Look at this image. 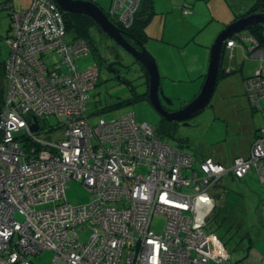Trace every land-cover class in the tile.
Here are the masks:
<instances>
[{"label": "built area", "instance_id": "obj_1", "mask_svg": "<svg viewBox=\"0 0 264 264\" xmlns=\"http://www.w3.org/2000/svg\"><path fill=\"white\" fill-rule=\"evenodd\" d=\"M109 1L108 19L129 29L141 0ZM1 9L12 34L0 99V264H34L47 250L57 264H232L221 240L204 228L216 203L210 191L223 176L253 172L264 191V45L252 39L245 56L261 64L243 80L263 127L248 156L225 167L211 158L196 162L132 114L91 125L86 101L98 70L77 66L90 50L82 40H65L62 11L51 0H31L20 12L9 1ZM234 44L230 39L225 46ZM50 53L65 70L46 65ZM50 116L54 128L44 123ZM69 181L83 185L92 202L68 204ZM154 215L166 218L162 235L151 229ZM85 229L90 234L82 242Z\"/></svg>", "mask_w": 264, "mask_h": 264}, {"label": "rangeland", "instance_id": "obj_2", "mask_svg": "<svg viewBox=\"0 0 264 264\" xmlns=\"http://www.w3.org/2000/svg\"><path fill=\"white\" fill-rule=\"evenodd\" d=\"M246 1L250 5L255 2V0ZM12 3L13 9L20 12L29 7L31 0H12ZM233 3L236 5L239 2L235 0ZM5 4V0H0V63L7 58L9 50L6 40L12 34L8 12L1 9ZM95 4L105 13L110 10L109 0H95ZM172 19L170 35L176 36L181 31L186 37L192 38L193 44H202L204 40L207 44L208 55L217 35L224 29L222 28L214 34L215 28L218 30L221 25L211 22L203 31L196 34L197 28L206 22L198 19L197 24L199 25L195 29V34L188 35L186 26L189 24L190 17L185 18L180 10L179 13L172 16ZM218 22L220 21L218 20ZM157 25L158 19L157 23L154 22L149 27L147 34L151 40H147L144 45L155 60L157 59L151 52L157 48L163 50V46L158 43L160 34ZM212 29H215L213 36L211 38L210 36L204 37ZM89 31L92 39L88 43L90 52L80 57L76 64L82 70L90 67L98 69V83L86 101L87 115L91 125H95L100 120L108 122L133 114L137 123H145L153 128L156 137L163 143L189 151L195 158L210 156L215 160L224 161L227 158L246 157V154H242L251 145L258 130L263 127V116L260 111H256L250 106L242 86L241 72L247 77L253 76L261 64L259 59H247L245 52L242 55L240 37L245 35V31L234 36L236 56L234 55L232 59L225 51L222 57V67L233 66L236 71L229 76L218 78L209 105L197 117L190 120L188 127L176 126L171 122L164 121L147 100L136 101V95H143L147 91L144 84V72L139 64L93 25L89 27ZM250 48L251 45L247 50ZM184 49L183 46H179L177 51L180 56L185 51L186 59L190 57L191 60V57L195 56L194 51L192 49L188 51V48ZM157 53L154 51V54ZM175 57L179 59L178 55H174V60ZM46 60V65L50 66L51 63H56L61 66L62 70H65L58 55L52 54L50 60L48 57ZM102 62L114 64L116 72H109ZM179 65L180 63L177 68H182ZM241 67L242 71H240ZM159 73H161L160 83L164 96L173 101L174 105L170 107L173 111L179 110L181 105L188 104L199 93V90L196 92L198 85L193 80L165 77L163 69ZM1 80L3 84L0 85V94L5 88L0 71ZM131 99L130 103L105 112L101 111V108ZM260 108L264 110V102L260 104ZM44 123L52 128L58 125L53 116L45 119ZM231 163L224 166L229 167ZM210 192L213 198L217 199L215 208L206 222L205 232L216 234L230 254L232 263L262 264L261 261L253 258L254 252H258L264 259V191L255 176L251 173L243 179H233L230 175H225ZM65 199L68 204L77 207L90 204L94 196L79 182L69 181L66 184ZM165 224L166 218L163 216L154 215L151 218V229L158 235L163 234ZM89 234L90 230L85 229L80 234L79 240L86 242ZM248 239L255 245L253 252L250 253L246 249ZM31 260L34 264H57L53 262V254L48 250ZM208 264L214 263L209 262Z\"/></svg>", "mask_w": 264, "mask_h": 264}, {"label": "crops", "instance_id": "obj_3", "mask_svg": "<svg viewBox=\"0 0 264 264\" xmlns=\"http://www.w3.org/2000/svg\"><path fill=\"white\" fill-rule=\"evenodd\" d=\"M233 1L235 0H150L151 3V10H150V14L151 17L149 19L148 24L145 27V33L148 37V32H149V27L151 26L152 23L156 22L157 23V19H158V32L160 34V37H158V43L161 44L163 47L162 49L157 48V50H153L151 53L155 56V58L157 59V66L159 68V71L161 72V69H163L164 73H165V77H170L171 79H175L176 77L178 79H182V80H193L198 86L196 87V92H198V90L200 91L202 82H203V78L205 77L206 74V70H207V65H208V60H209V55L207 53V47H206V42H204V40L202 41V44H193L192 43V38H190V36L186 37V35L184 34V32L179 31L176 36H171L170 35V31H171V21L172 16L175 13H179V11L187 6L188 9L190 10V14L188 13L187 15H184L183 12V16L185 18H189V24H187V28L186 31L188 33V35H194L195 34V29L196 27L199 25L197 24V22H199L198 19H202L205 24H203V26H199L196 30V34L200 33L201 31H203L207 25H210L211 22L214 23H218L221 25L220 28H215L216 32L220 31L222 28H225L227 25H229L230 23H232L233 21L239 19L240 17H243L242 15L246 14L256 3L258 0H255V2L253 4L250 5V3H247L248 1L244 0L241 2V0H237L236 5L233 3ZM149 5H147V10L149 11ZM180 7V8H179ZM15 11V10H14ZM170 17V19L168 20V18ZM218 20L221 22H218ZM168 21V22H167ZM203 27V28H201ZM215 29L210 30L204 37H209L211 38V36H213V31H215ZM245 35L241 36L243 38H240V41L242 42V55H244V52L246 53L247 48L252 45L250 38H253L251 36V33L249 30L245 31ZM264 33V32H263ZM237 39H239V37H236ZM166 39V40H165ZM148 40H151L150 38H148ZM234 40V46L231 49L225 48L224 52H228L230 57L232 58L234 55L236 56V42L235 39ZM169 41V42H166ZM146 44V43H145ZM179 46H183V48H188L187 50H193L195 56L191 57L192 59L190 60V57L188 59H186L185 54L183 51L181 56L177 51V48ZM146 47L148 48L149 46L146 45ZM150 49V47L148 48ZM184 49V50H185ZM161 50V51H160ZM155 52H158L157 54H154ZM161 52V53H159ZM189 54V52H188ZM174 55H178L179 59L176 58L174 60ZM51 56V55H50ZM50 56L47 55L48 60H50ZM45 57V62L47 61ZM233 59V58H232ZM252 60V59H251ZM178 63H180L179 66H181L182 68H177L178 67ZM52 65V63H51ZM49 66V65H48ZM244 66V65H243ZM79 67V66H78ZM223 69L226 70V73H228L229 76L230 74H232L233 72H235L236 70L234 69L235 67H231V66H225L222 67ZM230 71V72H229ZM240 71H242V67L240 68ZM161 75V73H159ZM241 77L242 79V86H243V80L248 78L247 76L244 75V73L241 72ZM224 76V77H226ZM161 77V76H160ZM251 77V76H250ZM163 86V85H162ZM164 87V86H163ZM196 92L194 93V95L196 94ZM196 96V95H195ZM133 115V114H132ZM134 117V115H133ZM135 119V118H134ZM253 143V142H252ZM251 143V145H252ZM250 146H248L247 150L242 154L248 156L249 151H250ZM188 153H190L188 151ZM193 155V154H192ZM194 159L196 162H199V160L202 157H208V158H212L210 156H200L199 158H195V156L193 155ZM234 158H227L224 161L221 160H215L214 158H212L213 160H215L216 162L222 164V165H226L227 163H231L232 160H234ZM253 174L255 176V174L253 172L248 173L249 174ZM255 178L258 181V178L255 176ZM259 182V181H258ZM260 184V183H259ZM261 186V185H260ZM210 196L213 198V195H211L210 192ZM215 197V196H214ZM216 202L217 198H213ZM249 245V250L248 252H253V248L255 247L254 243L252 241H247V247ZM227 251V250H226ZM264 257V256H263ZM253 258H256L258 261H261L262 264H264V259L260 256V254L258 252H254Z\"/></svg>", "mask_w": 264, "mask_h": 264}, {"label": "water", "instance_id": "obj_4", "mask_svg": "<svg viewBox=\"0 0 264 264\" xmlns=\"http://www.w3.org/2000/svg\"><path fill=\"white\" fill-rule=\"evenodd\" d=\"M64 13L83 15L91 19L95 25L111 39L117 46L130 55L139 64L146 80V100L153 109L166 122L179 123L188 127L190 120L197 117L208 105L216 88L222 57L226 48L225 44L232 37L251 27L259 25L264 27V14L251 13L227 25L216 37L209 51V60L206 74L199 93L186 105H181L179 110L169 111L173 101L164 96L159 69L154 57L145 49L144 44L129 37L128 34L114 25L93 1L90 0H52ZM129 39V41L127 40ZM243 38V37H240ZM253 38H250L252 41ZM102 65V64H101ZM31 130L37 131L34 118L30 120ZM236 264V263H232Z\"/></svg>", "mask_w": 264, "mask_h": 264}, {"label": "trees", "instance_id": "obj_5", "mask_svg": "<svg viewBox=\"0 0 264 264\" xmlns=\"http://www.w3.org/2000/svg\"><path fill=\"white\" fill-rule=\"evenodd\" d=\"M9 1L12 2V0H5V3L7 4V2H9ZM263 1L264 0H258L257 3L246 14L261 13V4ZM12 5H13V3H12ZM147 5H149L148 6L149 11L147 10ZM150 6H151L150 0H141L140 5L138 7V10L134 15V20H133L132 26L129 29L124 30V32H126L129 37L136 39L137 41L141 42L144 45H145L146 41L148 40V37L145 33V27L148 24L149 19L152 15V14H150L151 13L150 12V10H151ZM184 8L188 9L187 6H185ZM183 9H182V12H183ZM62 14H63L64 22H65V34H66L65 40L66 41L74 42V41L82 40L88 45V43L92 40L91 35H90V31H89V27L91 25H93V27H96L100 31V29L95 25V23L86 16L72 15V14H68V13H64V12H62ZM105 14H107V12ZM189 14H190V10H189ZM246 14H244V15H246ZM244 15H242V16H244ZM249 31H250L253 39L257 42V44L264 45V33H263L264 27L263 26H259V25L253 26L249 29ZM231 39L233 40L234 37H232ZM88 47H89V45H88ZM89 50H90V48H89ZM3 64H4V61L2 63H0V71H1L2 77H3ZM226 75H228V73H226V70L223 69L222 65H221L218 78L220 79ZM97 83L98 82H96V85H97ZM1 84H3L2 80L0 81V85ZM144 84L146 85V80L144 81ZM96 85H95V87H96ZM2 88H3V86H2ZM2 94H4V90L0 94V99L3 97ZM146 95H147L146 92L143 93V95H136L135 100L136 101L146 100L145 99ZM130 102H132V99L128 100V101H122L120 103H117V104H114L111 106H106L104 108H101V111L105 112L108 110H112V109H115V108L122 106L126 103H130ZM255 137H256V134H255ZM190 154L192 155V153H190ZM205 158H208V157H202L199 161H202ZM244 177H242L240 179H243ZM232 178L238 179V178H234V177H232ZM250 241L251 240H249V242ZM249 248L250 247L248 245V247L246 248L247 251L249 250Z\"/></svg>", "mask_w": 264, "mask_h": 264}, {"label": "flooded vegetation", "instance_id": "obj_6", "mask_svg": "<svg viewBox=\"0 0 264 264\" xmlns=\"http://www.w3.org/2000/svg\"><path fill=\"white\" fill-rule=\"evenodd\" d=\"M127 40L129 41V39L127 38ZM102 64L107 68V70L109 71V72H116L115 71V68H114V64H107V63H104V62H102ZM143 71V70H142ZM3 81H4V76H3ZM166 109L167 110H169V111H172L173 109L172 108H170V107H166ZM191 122V121H190ZM174 124L176 125V126H178L179 125V123H176V122H174Z\"/></svg>", "mask_w": 264, "mask_h": 264}, {"label": "clouds", "instance_id": "obj_7", "mask_svg": "<svg viewBox=\"0 0 264 264\" xmlns=\"http://www.w3.org/2000/svg\"><path fill=\"white\" fill-rule=\"evenodd\" d=\"M52 1V0H51Z\"/></svg>", "mask_w": 264, "mask_h": 264}]
</instances>
